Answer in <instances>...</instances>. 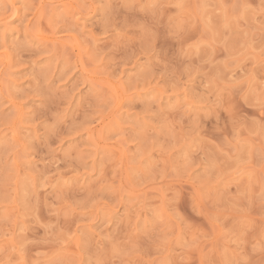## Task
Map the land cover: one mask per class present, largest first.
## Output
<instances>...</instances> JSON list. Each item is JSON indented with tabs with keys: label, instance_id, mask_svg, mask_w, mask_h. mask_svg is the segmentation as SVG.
I'll return each mask as SVG.
<instances>
[{
	"label": "rangeland",
	"instance_id": "obj_1",
	"mask_svg": "<svg viewBox=\"0 0 264 264\" xmlns=\"http://www.w3.org/2000/svg\"><path fill=\"white\" fill-rule=\"evenodd\" d=\"M0 264H264V0H0Z\"/></svg>",
	"mask_w": 264,
	"mask_h": 264
}]
</instances>
